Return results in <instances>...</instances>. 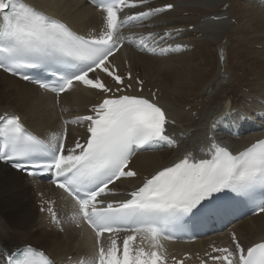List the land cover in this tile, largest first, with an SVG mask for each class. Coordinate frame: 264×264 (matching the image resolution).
I'll return each mask as SVG.
<instances>
[{
  "label": "snow or ice",
  "instance_id": "1",
  "mask_svg": "<svg viewBox=\"0 0 264 264\" xmlns=\"http://www.w3.org/2000/svg\"><path fill=\"white\" fill-rule=\"evenodd\" d=\"M91 2L102 15V27L98 33L85 36L25 0H0V69L50 90L57 97L77 85L98 90L103 97L101 102L92 105L90 114L64 121L86 127L84 141L76 140L73 146L65 142L66 131L62 135L54 134L50 140H42L27 133L18 116H0L3 135L0 161H16L13 167L25 171L26 166L19 160L28 158L31 160L28 167L54 173L53 183L77 208L74 218L87 223L95 234L94 264H167V254L158 243L162 229L156 225L182 224L185 217L195 222L231 210L232 203L217 194L231 193L233 197L243 198L253 214L264 213V140L234 155L212 138L205 153L210 158L197 159L188 153L145 178L127 198L98 199L116 194L109 185L137 175L128 165L138 150L176 143L167 134L169 120L162 107L134 90L129 91L133 89V82L142 85L143 81L131 71L127 76L120 73L109 57L126 41L141 51L157 54L160 42L180 30H166L163 35L148 33L137 41L124 36L121 29L130 21L150 19L171 10L174 5L147 7L121 19L119 13L125 8L143 7L151 0ZM148 40L153 44L149 45ZM182 47L168 44L160 47L158 54L165 55ZM49 64L58 65L52 71L51 82L24 71ZM97 70L111 78L112 84L100 79ZM38 153L43 156L33 158ZM27 174L35 175L36 171ZM257 189L261 190L259 198ZM48 211L52 222L61 225L57 214L51 208ZM106 233L111 234L107 247L102 241ZM121 233L126 235L121 237ZM141 233L150 237L153 242L150 248L142 246L144 236L140 237V244L136 243ZM231 238L233 248L213 246L212 251L218 254H206L212 264H264V242L244 248L235 233ZM0 264H54V261L43 252L27 247L16 252L0 251ZM173 264L183 262L173 258Z\"/></svg>",
  "mask_w": 264,
  "mask_h": 264
},
{
  "label": "bare ground",
  "instance_id": "2",
  "mask_svg": "<svg viewBox=\"0 0 264 264\" xmlns=\"http://www.w3.org/2000/svg\"><path fill=\"white\" fill-rule=\"evenodd\" d=\"M29 1L68 20L77 30H84L97 20L96 15L83 7L81 0ZM166 3L176 4L177 8L161 22L173 23L174 28L194 26L196 30L191 38L195 50L174 59L159 60L141 55H134L131 59L135 69L148 79L146 89L161 88V103L167 107L171 118L179 122L180 129L192 133L190 140L194 143L210 118L229 108L246 107L250 99L264 98V8L259 0H160L157 5ZM212 16L229 18L220 22L203 21ZM176 19L178 21L174 22ZM233 19L236 25L232 24ZM200 34L202 38L197 40L196 36ZM127 54L123 52V55ZM69 93L62 100L69 109H73L71 102L77 96L85 101L93 97L92 93L80 90ZM83 108L85 106L81 104L78 109ZM186 108H189L188 112ZM10 111L21 114L39 132L56 125L57 117L50 110L49 97L0 73V116ZM194 112L195 118L192 116ZM174 153L164 151L158 155L141 156L135 166L144 175L147 170L164 166V160L172 159ZM127 183L134 184L135 181ZM236 230L247 246L264 241V214L239 223ZM0 245L8 251L33 245L47 250L59 260L79 257L80 249L85 246L73 231L60 234L48 230L37 212L29 183L22 175L2 165Z\"/></svg>",
  "mask_w": 264,
  "mask_h": 264
},
{
  "label": "rangeland",
  "instance_id": "3",
  "mask_svg": "<svg viewBox=\"0 0 264 264\" xmlns=\"http://www.w3.org/2000/svg\"><path fill=\"white\" fill-rule=\"evenodd\" d=\"M184 16H186V14H184ZM232 23L235 24V25L237 24V22H236L235 19L232 20ZM198 37H199V38H198ZM201 38H202V34H200V35L197 36V39H201ZM258 47L260 48V46H258ZM258 47H257V48H258ZM259 48H258V49H259ZM215 58H216V62H217V60H218L217 55L215 56ZM235 63H236V62H234V64H235ZM245 91H247V90H245ZM210 92H211V90H210ZM223 104H224V103H223ZM219 107H221V106H219ZM186 111H188V108H186ZM194 115H196V114H193V116H194Z\"/></svg>",
  "mask_w": 264,
  "mask_h": 264
}]
</instances>
